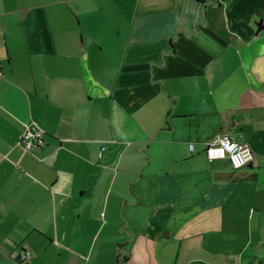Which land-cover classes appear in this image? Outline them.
Masks as SVG:
<instances>
[{
  "label": "crops",
  "instance_id": "crops-1",
  "mask_svg": "<svg viewBox=\"0 0 264 264\" xmlns=\"http://www.w3.org/2000/svg\"><path fill=\"white\" fill-rule=\"evenodd\" d=\"M8 2L0 264H264V0Z\"/></svg>",
  "mask_w": 264,
  "mask_h": 264
},
{
  "label": "built area",
  "instance_id": "built-area-1",
  "mask_svg": "<svg viewBox=\"0 0 264 264\" xmlns=\"http://www.w3.org/2000/svg\"><path fill=\"white\" fill-rule=\"evenodd\" d=\"M43 135V129L35 122H31L25 126L20 135V145L26 151L35 148L42 141ZM192 148V144H189L188 149L192 150ZM204 153L208 160L226 159L233 169L245 166L252 158L251 150L246 143L236 141L225 133L216 134L207 143ZM99 155H101V152ZM29 257V252L22 255L24 259Z\"/></svg>",
  "mask_w": 264,
  "mask_h": 264
},
{
  "label": "rangeland",
  "instance_id": "rangeland-1",
  "mask_svg": "<svg viewBox=\"0 0 264 264\" xmlns=\"http://www.w3.org/2000/svg\"><path fill=\"white\" fill-rule=\"evenodd\" d=\"M9 0H4V4L2 5V4H0V12L2 11V10H9V9H11L12 7L14 8V7H16V5H12V4H14V3H11V2H8ZM13 1V0H12ZM38 1H43V0H31V2H38ZM260 20V19H259ZM109 41H108V39H106V38H102L101 39V41L100 42H98L101 46H102V48L104 49V51H106V50H108L109 48H110V45L109 44H107ZM117 48V47H116ZM115 51H114V53L111 55V58H113V59H115L116 61H117V59H118V57H119V53H118V51L116 50V49H114ZM109 75H111V77H114L115 76V74L113 75L112 74V70H109Z\"/></svg>",
  "mask_w": 264,
  "mask_h": 264
}]
</instances>
